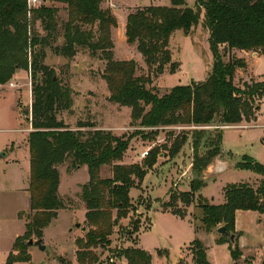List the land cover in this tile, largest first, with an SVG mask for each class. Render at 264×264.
Instances as JSON below:
<instances>
[{
  "label": "trees",
  "instance_id": "16d2710c",
  "mask_svg": "<svg viewBox=\"0 0 264 264\" xmlns=\"http://www.w3.org/2000/svg\"><path fill=\"white\" fill-rule=\"evenodd\" d=\"M63 10L67 12L64 43L55 52L73 59L79 47H86L92 55L104 60L103 78L110 101L131 108V126L152 128L143 134L144 138H155L153 128L216 125L213 132L204 128L192 130V170L197 176L191 180L190 190H172L169 202L164 205L174 206L181 201L188 206L196 200L201 211L196 231L211 233L225 226L228 234H221L216 243H228L232 259L239 260L242 251L236 215L239 210L264 213V180L257 187L248 182L228 184L224 188L225 201L220 204L211 203L198 192L206 184L202 172L220 153L224 141L220 127L250 120L262 106L264 80L236 84L235 73L247 65L246 60L239 57L225 60L222 46L264 55V0H196L194 6H187L186 0H171L170 5L152 4L131 11L126 22L127 42L136 44L149 68L148 74L137 73L135 59H115L112 29L118 26V19L110 8L103 6V0H42L31 7L28 0H0V84L8 83L18 69H26L30 71L33 94L30 119L33 129L28 135L29 212L25 231L13 244L18 253H10L7 263L28 259L25 255L28 241L33 237L42 240L44 229L58 211L69 208L67 201L70 204L72 201L60 195L59 186L60 167L70 160L69 169L86 165L90 175L88 182L81 185L80 198L86 208L88 230L75 241L77 261L97 264L100 258L96 249L111 244L116 225L130 212L131 188L145 179L162 152L155 146L142 163H124L130 138L103 129L81 132L59 118L62 111L73 112L75 92L44 60L45 47L57 31L58 14ZM37 20L43 23L46 36L36 32ZM199 24L208 31L213 55L207 78L175 85L164 94L154 91L149 87L154 76L164 73L167 67L175 73L180 65L172 56L173 35L179 30L191 35ZM186 142L187 135L179 133L165 149L175 156ZM246 157L249 159L235 167L250 168L264 176V165ZM105 166L110 168L108 177L101 176ZM172 213L186 217L184 208ZM137 229L135 226L134 231ZM233 233L237 235L234 242L230 239ZM120 253L128 264H152V254L139 246L126 247ZM158 253L170 254L168 249H158ZM192 253L194 264H212L199 238L192 242Z\"/></svg>",
  "mask_w": 264,
  "mask_h": 264
},
{
  "label": "rangeland",
  "instance_id": "374dc122",
  "mask_svg": "<svg viewBox=\"0 0 264 264\" xmlns=\"http://www.w3.org/2000/svg\"><path fill=\"white\" fill-rule=\"evenodd\" d=\"M195 1L186 0V5L194 6ZM170 3L171 0H103V6L113 11L119 23L113 37L115 59H135L138 63L137 73H149L136 44L128 43L126 34L120 31L119 27L123 26L127 15L138 7ZM66 20L67 12L63 10L58 14L57 31L49 37V44L45 47L44 60L47 66L55 70L56 76L63 83L70 85L75 92L73 112L62 111L59 118H63L71 129L81 132L103 129L130 138V147L123 162L142 163L145 159L143 152L150 151L155 146H159L162 151L157 164L149 169L145 179L131 188L130 212L116 225L111 235V244L96 249L100 258L97 264H128L120 251L137 245L152 254V264H194L192 242L195 238L203 241L213 264H264V213L240 210L237 220L242 256L235 261L231 257L228 243L223 246L216 244L214 238L221 236L217 229H214L212 234L203 230L196 231L195 225L200 224L197 217L201 213L196 206V200L188 206L183 205L181 201L174 206L164 205L169 202L172 190H190V182L197 176L192 170V130L204 128L213 132L216 125H176L159 127L158 130L153 128L156 131L155 138H144L143 134L152 128L131 126V108L110 101V92L103 78L104 60L92 55L86 47H79L73 59L55 52V48L64 43ZM35 30L40 36L47 35L41 20L36 21ZM170 47L173 60L179 61L180 65L175 73H171L167 67L164 73L154 76L149 87L159 94L166 93L178 84L205 80L213 65L208 31L201 24L191 35L177 31L171 38ZM222 52L225 60L231 57L246 60L247 65L238 68L235 73L236 84L264 80L263 54L258 52L254 56L251 51L229 50L224 46ZM17 76L14 77L17 85L12 82L0 89V264H8V255L18 253L13 250V244L16 238L24 233L29 212L30 157L27 151V131L23 128L32 130V82L30 71L28 76ZM41 76L40 74L39 77ZM220 128L224 132L220 153L202 172L206 184L198 192L214 204L225 201L224 188L230 183L248 182L257 187L261 180H264L263 175L250 168L235 167L245 158L249 159L246 156L264 165V98L260 110L253 118L233 127ZM179 133L187 135V142L177 155L170 156L165 145L169 148ZM217 160L228 163L225 170L221 171L222 167H217ZM68 166L70 160L60 167L63 181L59 193L61 191L60 195L65 200L70 199L72 203L67 201L69 208L59 210L58 215L44 229L42 241L48 246L43 250L36 244L28 245L25 249L28 259L15 260L12 264H79L75 241L78 237L85 236L88 226L86 217L80 211L84 208L80 198L81 185L85 183L77 185V182H88L90 175L84 167L68 176L77 169H69ZM110 174L108 166L102 168V177H108ZM177 208H184L186 217L172 213ZM76 222H80L81 226L75 227ZM135 226L138 227L137 231H134ZM82 227L86 229L83 230ZM33 238L37 240L36 237ZM26 242L24 240V243ZM158 249H168L169 256L161 255Z\"/></svg>",
  "mask_w": 264,
  "mask_h": 264
},
{
  "label": "crops",
  "instance_id": "0c3cea01",
  "mask_svg": "<svg viewBox=\"0 0 264 264\" xmlns=\"http://www.w3.org/2000/svg\"><path fill=\"white\" fill-rule=\"evenodd\" d=\"M46 4H51V2H47ZM57 5H60L59 3H57ZM127 19H125L124 20V22H123V26L121 25L120 27H119V29H120V31H122L123 33H125V30H126V21ZM118 26H119V23H118ZM117 26V27H118ZM117 27H114L113 29H112V37H115V31H116V29H117ZM115 42V41H114ZM141 54V53H140ZM255 54H257V53H255V52H253V54L252 55H254L255 56ZM257 57V56H256ZM263 65H264V56H263ZM18 75V76H17ZM23 75H27L28 76V70H26V69H22V68H20V69H18L17 71H16V73L14 74V76H13V78L8 82V83H12V82H15V84L14 85H17L18 83H17V80L16 79H14V77L15 76H17L18 78H21ZM8 83H5V84H2V86L0 87V89H2L3 88V86L4 85H6V84H8ZM28 83H29V80H28ZM30 84V83H29ZM27 119L29 120V117H27ZM23 129H25L27 132V135H26V137L28 138V132L30 133V131L31 130H28V128H23ZM33 129V128H32ZM25 137V138H26ZM24 138V139H25ZM263 142H264V140H263ZM13 148H16V149H18V147L17 146H13ZM28 149H29V143H28ZM27 151H29V150H27ZM127 153V152H126ZM4 156H6V153H5V155ZM125 156H126V154H125ZM124 156V157H125ZM29 157H30V153H29ZM136 162V161H135ZM124 163H130V162H124ZM132 163V162H131ZM86 168L87 170H88V167L86 166V165H83V166H81V167H78L75 171H73L72 173H70V174H68V176L69 175H73L74 173H77L79 170H81L82 168ZM62 181H63V179H61V182H60V185H62ZM87 181H85V180H83L82 182H77V185H79V183H86ZM59 188H60V186H59ZM60 193H61V191H60ZM83 206H84V204H83ZM84 208H85V206H84ZM84 208H82V210H80V209H77V210H80L81 211V213L83 214V216L84 217H86L85 215H86V208L84 209ZM59 212V211H58ZM167 212V211H166ZM167 213H171V212H167ZM239 213H240V210L237 212V215H236V230L238 231V232H240L239 230H238V223H239V221L237 220V216L239 215ZM25 223H26V221H25ZM25 230V229H24ZM211 234H212V232H211ZM44 238V237H43ZM215 239V242H216V239H217V237L216 238H214ZM45 244V243H44ZM217 245H224L225 243H221V244H218V243H216ZM46 245V247L48 246L47 244H45ZM138 246V245H137ZM221 247V246H220ZM143 249H146V248H143ZM77 250V249H76ZM207 253H208V251H207ZM208 258H209V255H208ZM209 260H210V258H209ZM211 261V260H210ZM213 264V263H212Z\"/></svg>",
  "mask_w": 264,
  "mask_h": 264
},
{
  "label": "water",
  "instance_id": "95a60500",
  "mask_svg": "<svg viewBox=\"0 0 264 264\" xmlns=\"http://www.w3.org/2000/svg\"><path fill=\"white\" fill-rule=\"evenodd\" d=\"M4 155H5V153H4ZM216 163H217V167H222L221 171L225 170L227 167V164H228L226 161H223V160H217ZM80 226H81V223L76 222L75 227H80ZM82 229L85 230L86 228L82 227ZM217 230L221 234H228L225 226H221ZM235 236L236 235L234 233L230 234L231 241H233V242L235 241ZM28 242H29V245H33V244L38 245L40 247V249L44 250L46 248V245L42 242L41 239L34 240L33 238H31Z\"/></svg>",
  "mask_w": 264,
  "mask_h": 264
},
{
  "label": "built area",
  "instance_id": "2783aa9c",
  "mask_svg": "<svg viewBox=\"0 0 264 264\" xmlns=\"http://www.w3.org/2000/svg\"><path fill=\"white\" fill-rule=\"evenodd\" d=\"M42 3V0H28V5L29 7L31 6H37L39 4ZM2 86V84H0V87ZM235 125H224V126H221V127H233ZM149 151L148 150H145L142 154L143 157H146L148 155Z\"/></svg>",
  "mask_w": 264,
  "mask_h": 264
}]
</instances>
